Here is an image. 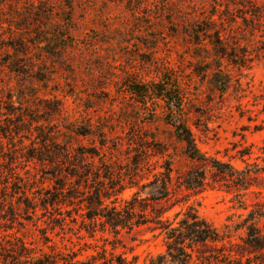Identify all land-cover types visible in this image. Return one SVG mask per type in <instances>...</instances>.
<instances>
[{
    "label": "rangeland",
    "instance_id": "obj_1",
    "mask_svg": "<svg viewBox=\"0 0 264 264\" xmlns=\"http://www.w3.org/2000/svg\"><path fill=\"white\" fill-rule=\"evenodd\" d=\"M219 42L229 58L217 55ZM161 80L179 86L182 119L203 154L239 169L262 164L264 0H0V195L19 194L0 207V236L42 247L46 232L82 261L104 249L134 264L188 260L169 254L159 231L115 234L98 224L93 234L75 215L61 227L28 213L22 193L54 182L29 153L68 145L111 201L140 193L176 225L189 208L212 225L223 241L197 246L194 264H259L264 251L253 253L246 237L257 220L264 228V217L249 218L264 216V196L184 187L190 171L212 172L184 154L155 96ZM168 168L171 195L157 201L155 176Z\"/></svg>",
    "mask_w": 264,
    "mask_h": 264
},
{
    "label": "trees",
    "instance_id": "obj_2",
    "mask_svg": "<svg viewBox=\"0 0 264 264\" xmlns=\"http://www.w3.org/2000/svg\"><path fill=\"white\" fill-rule=\"evenodd\" d=\"M217 49L220 58H229L223 43L219 42ZM224 85L227 86L228 82ZM156 88L158 90L155 96L165 101L168 115L174 119L171 126L174 128L177 141L183 147L184 154L192 162L208 167L212 172L209 179L205 169L196 168L190 171L185 178L184 187L194 192L208 187L219 188L240 199H244L249 193L264 196V158H258L262 159V164L258 161L252 164L244 162L246 164L244 169L208 158L201 152L193 132L182 119L184 97L179 86L174 82L169 84L161 80ZM79 135L86 136V134ZM36 151L30 152L27 159L37 160L47 166L51 170V181H54L51 188L46 191L32 188L22 193L26 198L24 202L26 211L36 218L44 219L51 216L49 220L52 219L54 225L63 227L66 218L73 219L75 215L83 220L84 225L88 227L86 230L93 234L97 231L98 224L103 230L107 229L115 234H119L120 231L133 232L140 228H147L152 232L159 231L167 240L168 253L174 252L179 257L188 259L185 264H194L193 251L197 246L205 247L209 244L217 246L223 241L219 232L207 221L200 219L192 208H189L183 215L184 218L176 225L170 218L165 217L168 210L163 211L156 206H148L147 199H143L140 193L124 202L119 201L116 194L115 200L111 201L103 187L94 188L89 184L93 182L91 181L93 176L84 166V156L68 145L53 150L43 146ZM251 154V152H241L240 157L244 159ZM172 172L173 170L168 168L167 173L155 176L154 182L157 183L162 178V184H158L156 188L161 197L157 201L170 197ZM6 185L9 186V183ZM16 195L19 194L0 195V207L7 202L14 203ZM108 201L111 202L108 204ZM13 208L12 206L10 210L11 216H14ZM0 212L7 211L0 208ZM180 215L181 213L177 214V218ZM258 217L264 216L258 214L256 210L249 214L250 221H255ZM257 222L258 220L247 228L246 244L253 253L264 251V228L259 227ZM42 235L45 239L42 247L28 243L15 234L0 236V264H134L126 258H116L114 253H108L106 249L97 256L89 257L87 261L78 260L77 253L61 250L46 232ZM45 246L49 252L45 251L43 248ZM187 250L191 253L187 254ZM259 264H264V259H261Z\"/></svg>",
    "mask_w": 264,
    "mask_h": 264
}]
</instances>
